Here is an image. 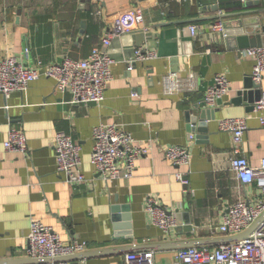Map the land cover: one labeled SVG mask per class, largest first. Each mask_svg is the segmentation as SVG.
<instances>
[{
	"label": "crops",
	"instance_id": "0c3cea01",
	"mask_svg": "<svg viewBox=\"0 0 264 264\" xmlns=\"http://www.w3.org/2000/svg\"><path fill=\"white\" fill-rule=\"evenodd\" d=\"M136 9L142 10L143 23L111 39L112 80L103 102L72 104L70 91L59 92L43 75L46 68L64 57L85 59L116 17ZM263 10L264 0H0V58L12 56L23 66L42 63L41 76L25 93L0 94V263H44L27 253L31 221L51 228L64 245L87 244L68 264H123L125 254L137 251H153L156 263L169 264L185 248L156 250L154 244L225 238L216 229L227 207L259 194L253 184L241 186L230 171L231 135L219 130V122L246 119L241 149L253 167L264 158V129L254 103L237 95L252 74L254 60L242 53L252 47H240L236 34L224 36L211 26L218 19L230 24L262 19ZM190 26L197 28L195 36ZM138 47L153 57L129 71ZM190 72L198 80L195 90L164 92L167 74L183 79ZM218 75L230 90L207 108L213 117L204 122L206 131L199 132L197 122L191 131L188 114H199L204 93ZM99 125H116L150 146L129 180L106 182L91 165L92 131ZM10 128L23 131L25 154L4 148ZM57 132L81 148V184L68 185L56 171ZM170 146L188 149V167L165 158ZM177 171L188 172L187 187L175 178ZM147 199L174 217L176 227L169 234L149 221Z\"/></svg>",
	"mask_w": 264,
	"mask_h": 264
},
{
	"label": "built area",
	"instance_id": "2783aa9c",
	"mask_svg": "<svg viewBox=\"0 0 264 264\" xmlns=\"http://www.w3.org/2000/svg\"><path fill=\"white\" fill-rule=\"evenodd\" d=\"M142 23L141 9L119 15L112 21L109 32L91 49L85 59L64 57L60 62L49 65L43 75L54 81L59 92L69 90L72 95L71 103L74 105L102 103L107 86L112 80L113 59L109 54L111 39ZM211 30L223 34L221 19L212 24ZM189 31L195 36L197 28L190 26ZM242 53L253 58L251 78L255 84L260 85L264 74V47L248 48ZM152 57V53L145 52L140 47L136 48L128 63V70L130 71L136 62H143ZM40 66H42L40 61L32 66H23L12 56L0 58V94L7 98L13 92L25 93L29 85L41 76L38 72ZM163 86L167 95L191 92L198 86V80L191 72L183 79L169 73L163 78ZM229 90L230 83L226 78L215 76L212 85L204 93L203 102L207 108H213ZM135 95L132 93L131 97ZM253 110L259 115L260 126L264 129V92L254 103ZM246 129L245 118H227L219 122V130L231 135L230 171L241 186L253 184L259 194L257 198L239 199L227 207L216 230L228 238L242 234L264 214V158L259 166L253 167L242 155L241 144ZM92 139L90 163L100 178L106 182L132 178L136 161L140 157H146L151 149L148 144L136 142L130 134L123 132L116 125L96 126L92 131ZM189 139L193 140L194 135L190 134ZM54 142L56 171L64 175L68 185L83 183L85 178L79 171L80 146L63 132L54 135ZM3 146L10 152L25 154L27 143L23 131L10 128ZM164 156L176 167L189 165V152L184 146L167 147ZM187 175L188 172L177 171L175 178L187 187ZM144 210L151 224L161 229L163 233L169 234L176 227L174 217L156 201L147 199ZM26 240L30 258L47 260L41 264H68L66 261L56 259L84 252L88 248L86 243L78 241L64 245L51 228L38 221H31ZM123 264L158 263L154 260L153 251H137L125 254ZM169 264H264V218L243 240L215 247L179 249L174 261Z\"/></svg>",
	"mask_w": 264,
	"mask_h": 264
},
{
	"label": "water",
	"instance_id": "95a60500",
	"mask_svg": "<svg viewBox=\"0 0 264 264\" xmlns=\"http://www.w3.org/2000/svg\"><path fill=\"white\" fill-rule=\"evenodd\" d=\"M262 13H264V10L262 11ZM230 23L231 22L223 23V34L225 36L227 34H236L238 37V42L240 43V47H261L264 45V16L262 17V19L256 18L255 20L253 19L252 21L250 19H243V20L240 19V20H236L232 24ZM232 26L234 27V31H229L228 29L232 28ZM257 31H260L262 36L261 34L256 35ZM251 89H253V91ZM261 93L262 91L260 90V85L253 83L252 78L250 77L244 80L243 89L240 90L237 95L242 96L243 100H246L251 104V103H255L260 99ZM237 101H239L238 98ZM199 109L200 112L198 115L191 116L190 114H188V119H187L188 127H190L191 131H194L193 127L196 125L197 122L198 126L200 127L198 131L205 132L206 130L204 128V122L213 117L212 112L211 110L207 109L204 102H202L199 105ZM263 218H264V214L248 230L234 237L217 238L213 240H195V241L187 242L186 244L181 246H175L174 244H169V243L154 244L153 249L157 250V249L169 248V247L190 248V247H202V246H217L221 244L237 242L247 238L248 234L251 233V231L257 226V224ZM130 251L132 250H129V252ZM71 258H73V256L59 258L56 260L67 262ZM46 261L47 260L43 262ZM26 263L30 264L31 262H26ZM0 264H9V263L1 262Z\"/></svg>",
	"mask_w": 264,
	"mask_h": 264
}]
</instances>
